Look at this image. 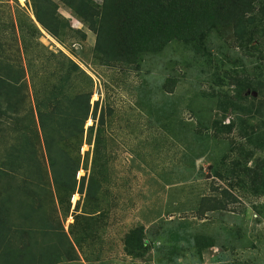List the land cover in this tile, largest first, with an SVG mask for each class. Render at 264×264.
Returning <instances> with one entry per match:
<instances>
[{"label": "rangeland", "instance_id": "374dc122", "mask_svg": "<svg viewBox=\"0 0 264 264\" xmlns=\"http://www.w3.org/2000/svg\"><path fill=\"white\" fill-rule=\"evenodd\" d=\"M54 1L57 14L70 20L74 29L86 32V39L75 33L66 42L60 41L37 21L31 0H0V22H15L17 28L16 36L12 29L4 32L3 28L0 35L6 36L5 48L12 60L18 59V64L28 70V107L36 108L32 83L40 87L44 81L39 76L36 80L30 77L29 56L21 34L18 38L19 21L31 19L41 30L38 41L45 48L35 44L30 52L32 62L37 52L42 53L33 62L40 66V72L45 56L52 51L61 57L65 53L93 78L90 87L78 75L74 77L73 92L93 90L91 113L99 102L97 119L90 114L85 122L79 182L86 176L88 183L93 166L95 151L94 144L87 142L89 127L98 128L102 111L106 116L102 150L106 171L100 177L99 204H94L92 213L91 206H86V188L81 193L79 184L69 214L59 207L56 211L68 233L76 224V216H82L80 227L75 228L80 229L78 240L69 233L74 244L78 242L79 260L74 264H264V194L256 192L248 176L241 174L239 162L246 165L245 152L235 151L236 144L219 140L212 127L215 119L227 123L233 116L230 99L227 104L213 95L231 90L213 83L210 75V71L235 69L242 75H260L257 70L264 56V26L256 36L263 42L262 47L254 43L248 50L225 43L224 52L234 67L200 62L182 42L171 44L161 54L144 56L137 65L106 66L95 56L96 34L64 2ZM259 1L260 8L264 7V0ZM169 77L177 78L172 91L166 88ZM226 109L230 110L228 114ZM245 118L248 128L251 117ZM235 133L232 139L241 142L238 131ZM258 157L264 158V152ZM256 160L248 165L255 166ZM244 180H248L247 185H243ZM214 197L227 208L209 212ZM201 210L205 211L203 217ZM141 226L146 229L151 247L135 257L127 251L126 237ZM200 234L213 237L217 243L202 256L196 246Z\"/></svg>", "mask_w": 264, "mask_h": 264}, {"label": "trees", "instance_id": "16d2710c", "mask_svg": "<svg viewBox=\"0 0 264 264\" xmlns=\"http://www.w3.org/2000/svg\"><path fill=\"white\" fill-rule=\"evenodd\" d=\"M60 1L96 34L95 56L100 64L106 66L137 65L144 56L161 54L171 44L182 42L200 62L234 67L233 60L231 62L224 52L225 43L248 50L254 43L260 47L263 44L256 39L259 28L264 26V7L260 8L259 0ZM31 2L37 21L63 43L70 34L78 33V37L87 38L86 32L74 29L70 20L57 14L58 6L54 0ZM19 27L18 38L21 34L29 56L30 77L36 80L39 76L44 83L42 87L32 83L36 108L28 107V70L18 64V59L12 60L13 56L5 48L6 36L1 33L0 264H74L79 260L78 242L74 244L69 233L78 240L81 233L75 228L77 225L80 227L82 216H76V224L68 233L56 211L59 207L69 214L71 200L79 184L81 193L86 188V206H91L92 213L94 204H99L100 177L106 171V162H102L106 116L102 111L98 128L95 129V125L89 127L87 142L94 144L93 166L88 183L86 176L79 182L77 175L81 168L80 149L85 142V122L90 114L97 119L99 109V102H96L91 113L93 78L65 53H61V57L52 51L45 56L47 60L40 72L37 69L40 66L36 67L33 62L42 53L37 52L32 62L30 52L35 44L45 48L38 41L41 30L31 19L19 21ZM0 28L4 32L12 29L16 36L15 22L6 25L0 22ZM261 61L262 64L257 62L260 75H242L238 69L225 73L209 71L213 83L231 90L213 95L225 102L230 99L233 116L227 123L215 119L212 127L219 140L236 144L235 151L245 152L246 165L239 162L241 174L248 176L256 192L264 194V158L258 157L264 152V56ZM34 70L40 75H35ZM77 75L90 86L89 90L73 92ZM54 78H57L56 82L52 81ZM176 80L175 77L167 78L166 88L172 91ZM261 97L263 100H259ZM226 110L228 114L230 110ZM246 115L252 122L247 123L248 128L245 127ZM236 130L241 138L239 143L231 137ZM249 146L252 148H247ZM255 159V166H249V161ZM88 162L89 153L86 156ZM242 183L247 185L248 180ZM214 198L215 202L207 209L209 212L227 208L218 197ZM201 212L203 217L205 211ZM216 244L211 236L200 234L196 237L201 256ZM150 247L151 242L143 226L132 230L126 237L127 251L135 257L144 255Z\"/></svg>", "mask_w": 264, "mask_h": 264}, {"label": "water", "instance_id": "95a60500", "mask_svg": "<svg viewBox=\"0 0 264 264\" xmlns=\"http://www.w3.org/2000/svg\"><path fill=\"white\" fill-rule=\"evenodd\" d=\"M255 93V92H254Z\"/></svg>", "mask_w": 264, "mask_h": 264}]
</instances>
